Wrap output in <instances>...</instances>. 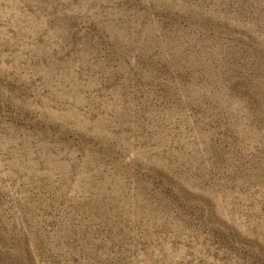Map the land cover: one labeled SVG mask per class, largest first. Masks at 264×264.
<instances>
[{"label": "rangeland", "instance_id": "1", "mask_svg": "<svg viewBox=\"0 0 264 264\" xmlns=\"http://www.w3.org/2000/svg\"><path fill=\"white\" fill-rule=\"evenodd\" d=\"M0 264H264V0H0Z\"/></svg>", "mask_w": 264, "mask_h": 264}]
</instances>
